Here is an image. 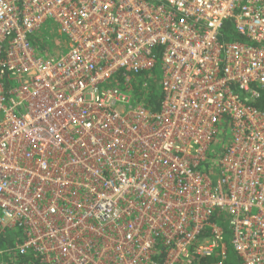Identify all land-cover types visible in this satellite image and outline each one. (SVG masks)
<instances>
[{
  "label": "built area",
  "instance_id": "obj_1",
  "mask_svg": "<svg viewBox=\"0 0 264 264\" xmlns=\"http://www.w3.org/2000/svg\"><path fill=\"white\" fill-rule=\"evenodd\" d=\"M263 93L264 0H0V264H264Z\"/></svg>",
  "mask_w": 264,
  "mask_h": 264
},
{
  "label": "trees",
  "instance_id": "obj_2",
  "mask_svg": "<svg viewBox=\"0 0 264 264\" xmlns=\"http://www.w3.org/2000/svg\"><path fill=\"white\" fill-rule=\"evenodd\" d=\"M233 24L231 21L226 22L224 25V28L222 30V33L220 35V40L223 43H227V42H232V41H240V42H247L245 39L242 38H236L235 35L232 33L233 30ZM41 31V30H40ZM48 31V30H47ZM49 38V37H48ZM52 37L50 38L49 41L40 38L38 36V33L33 35L31 40L32 43L35 47L38 48V50L41 52V54H43L45 57H52L54 56L56 53L60 52L61 50H63L62 48V44L60 42V38L56 37L54 39H52ZM59 39V41H58ZM56 40V43H55ZM160 72L159 70L156 68L152 71L149 72H143L137 75H133V77L130 78V81H133V91L136 93V102L137 104H142L144 107L148 108L151 111L154 112H158L160 109V103L162 100V94H161V86H160ZM117 78H121L120 75H118ZM120 84H123V79H119ZM146 85V86H144ZM263 97L261 99H259L258 101L254 102L253 105L257 108H259L260 110L264 111V93L262 94ZM223 130V131H222ZM221 139H223L224 141L226 139L227 136V127L226 125H221ZM219 135V136H220ZM218 136V137H219ZM228 145V144H227ZM226 145V146H227ZM225 148L224 147H219L217 151H215V153L213 154L214 158L216 159L217 157H219V155H221L222 152L221 149ZM215 159H211L210 162H208L207 164V168L210 169L211 172H215L216 171V164L217 162L215 161ZM205 168V171H208V169ZM225 227V226H224ZM226 228V227H225ZM229 233V230L226 232V234ZM229 249V247H228ZM233 252L229 251V258H233ZM28 259L26 258L24 260L27 261ZM211 260H209V262H211ZM33 264L36 263V260H29L27 262H25L24 264Z\"/></svg>",
  "mask_w": 264,
  "mask_h": 264
},
{
  "label": "rangeland",
  "instance_id": "obj_3",
  "mask_svg": "<svg viewBox=\"0 0 264 264\" xmlns=\"http://www.w3.org/2000/svg\"><path fill=\"white\" fill-rule=\"evenodd\" d=\"M56 25L54 24V22L50 19V20H48V21H46L45 23H44V25L42 26V28H41V31H38L37 33H38V36L40 37V38H42L43 37V39H45V40H47V41H49L50 40V38L52 37V39H54V38H56V37H59L60 39H64L60 34H58L57 33V31H56ZM48 30V31H47ZM49 37V38H48ZM51 39V40H52ZM55 43H56V40H55ZM131 77H133L132 75H131ZM130 85H131V87H129V88H126L124 85H121V87L124 89V92L128 95V96H130V98H131V104L133 105V106H135V105H137V102H136V93L133 91V88L132 87H134L133 85V81L131 80L130 81ZM142 105V104H141ZM221 134V133H220ZM228 144V141H224L223 139H221V135L217 138V140H216V144H214L213 146H212V149H214L215 151H217L218 150V148L219 147H224V146H226ZM225 243H226V245L228 246V247H230L231 248V245H232V236H231V232L229 231V233H227L226 235H225Z\"/></svg>",
  "mask_w": 264,
  "mask_h": 264
},
{
  "label": "crops",
  "instance_id": "obj_4",
  "mask_svg": "<svg viewBox=\"0 0 264 264\" xmlns=\"http://www.w3.org/2000/svg\"><path fill=\"white\" fill-rule=\"evenodd\" d=\"M56 31H57V33L59 34V32H58L57 28H56ZM58 41H59V39H58ZM60 42H61V40H60ZM62 48H63V46H62ZM56 54H57V53H56Z\"/></svg>",
  "mask_w": 264,
  "mask_h": 264
}]
</instances>
